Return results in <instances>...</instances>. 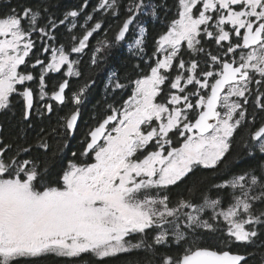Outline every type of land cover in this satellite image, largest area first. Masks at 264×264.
I'll use <instances>...</instances> for the list:
<instances>
[{
  "label": "snow or ice",
  "instance_id": "1",
  "mask_svg": "<svg viewBox=\"0 0 264 264\" xmlns=\"http://www.w3.org/2000/svg\"><path fill=\"white\" fill-rule=\"evenodd\" d=\"M89 6L90 0L74 7L64 0H0V113L20 111L15 139L7 140L0 125V264L49 255L105 264L132 252L150 256L145 264H249L250 246L264 264V0ZM107 18L119 25L92 49L91 66L105 63L103 53L117 45H126L135 63L103 69L112 102L88 129L82 150L65 161L97 83L89 76L66 93L70 78L84 76L82 61L72 57L106 31ZM61 72L49 90L48 74ZM68 102L72 110L57 116V128H41L29 142L34 118ZM53 135L60 137L56 151ZM173 136L182 140L178 147ZM233 162L248 167L207 188L194 184L171 203L169 186L194 169L215 176ZM206 238L228 248L243 244L245 251L198 246Z\"/></svg>",
  "mask_w": 264,
  "mask_h": 264
},
{
  "label": "trees",
  "instance_id": "2",
  "mask_svg": "<svg viewBox=\"0 0 264 264\" xmlns=\"http://www.w3.org/2000/svg\"><path fill=\"white\" fill-rule=\"evenodd\" d=\"M13 4L15 0H12ZM80 0H64V5L66 7H74L76 6ZM97 3V0H90V6L88 11H91L92 7H94ZM97 19L100 18V14H96ZM107 25L113 26L119 25V21L114 18H107ZM60 32L63 34L64 29L61 28ZM76 34H82V30H76ZM152 35L155 33L152 32ZM114 36L113 33L108 34V38L111 39ZM104 39V37L97 36L91 37L88 42V47L82 54H74L79 60L82 61L80 64V68L84 73L83 78H71V89L68 90V95H71V91H75L78 84L82 83V80H86L89 76L96 78L97 83L95 87L90 91L87 100L82 107V115L78 121V127L75 130L73 136L67 141L68 147L63 152V157L65 161L72 159V153H79L83 148V141L85 140L87 131L89 128L96 125V123L106 115V105L111 103V100L106 99V94L104 90V83L107 79V74L103 71L104 68L109 66L111 67H121L124 65L129 66L130 64H134L135 61H129V53L126 45H117L115 49L108 50L103 53V55L107 58L105 63H102L100 67H93L90 64V57L92 49L98 45V41ZM149 51H151V36L149 38ZM73 55V56H74ZM76 58V59H77ZM63 79V73L52 74L48 77V86L49 90L52 88V84L58 80ZM119 96V94H118ZM127 93L124 94V98H126ZM72 110L71 102L66 103L63 106L56 107L55 111L51 114H47L45 117H35L34 118V127L28 132V140L31 142L33 138L39 133L41 128H45L49 133L52 132V129L57 128V116H64L68 112ZM15 115L12 112L8 113H0V125H3V135L7 138V140L15 139L16 127L18 121L20 120V111L19 108L14 109ZM254 131V128L252 129ZM177 137L173 136V140H176ZM237 140H239V134L237 135ZM60 141V137L58 135H53L52 139L49 143L52 146V150H57V144ZM235 155V150L233 153L229 154L224 163H228L233 160V156ZM79 159V157H77ZM248 167V163H231L229 169L224 168V164L222 163L215 171L216 175L210 169H204L202 167H198L194 169L192 173H190L182 183H179L175 186H169L167 189V194L171 198V203L175 204L181 196L187 197L188 191L194 184H201L202 187L207 188L213 183H219L223 179L230 178L231 175L239 173L244 168ZM213 196L217 195L216 192L212 193ZM227 201H225V205ZM138 237H133L136 239ZM264 239V237H262ZM259 243V241L257 242ZM198 246L201 247H216V250H230L232 252H244L245 246L243 244H232L230 248L224 247L218 240L205 239ZM164 251V249H161ZM177 249H171V252H175ZM248 252L255 253V258L249 261V264H258L259 257L261 255L260 250L257 247L250 246L247 248ZM150 256H146L143 252H132L129 254H121L116 258H111L105 261V264H145V261L149 259ZM83 261H89L90 264H95L94 260H91L89 256H84ZM21 264H26L25 261H21ZM27 264H82L80 259H65L59 258L52 255L46 256L42 259L29 261Z\"/></svg>",
  "mask_w": 264,
  "mask_h": 264
},
{
  "label": "flooded vegetation",
  "instance_id": "3",
  "mask_svg": "<svg viewBox=\"0 0 264 264\" xmlns=\"http://www.w3.org/2000/svg\"><path fill=\"white\" fill-rule=\"evenodd\" d=\"M3 2H4V3H8L9 0H3ZM10 2L12 3L13 1L10 0ZM82 22H83V21H81V23H82ZM117 27H118V26H116V25H113V26L111 27V26L105 24V25H104V28H105L106 31H98V32H96V33L93 35V37H94V36H95V37H97V36L105 37V35L108 36V34H110V33H113V34H114V33H115V30H116ZM77 30H78V29H77ZM79 30H81V29H79ZM159 30H160V27H159V25L157 24V25H155V27H154V29L152 30V32L155 33L156 31H159ZM73 55H74V54H73ZM52 74H58V73H51V74H48V77H49L50 75H52ZM48 77H47V79H48ZM70 80H71V78H70ZM29 86L35 87V84H31V83H30ZM67 94H68V91H67ZM64 105H65V104H64ZM254 130H255V128H254ZM178 140H181V139L177 138L176 140H174V145H179V144H180V142H179Z\"/></svg>",
  "mask_w": 264,
  "mask_h": 264
},
{
  "label": "rangeland",
  "instance_id": "4",
  "mask_svg": "<svg viewBox=\"0 0 264 264\" xmlns=\"http://www.w3.org/2000/svg\"><path fill=\"white\" fill-rule=\"evenodd\" d=\"M73 59H76L77 57H75V55L72 57ZM78 59V58H77ZM65 70H66V68H65ZM49 74H51V73H49ZM174 141V140H173ZM180 143L182 142V140H178ZM173 146H176V147H178L179 145H174V143H173Z\"/></svg>",
  "mask_w": 264,
  "mask_h": 264
},
{
  "label": "water",
  "instance_id": "5",
  "mask_svg": "<svg viewBox=\"0 0 264 264\" xmlns=\"http://www.w3.org/2000/svg\"><path fill=\"white\" fill-rule=\"evenodd\" d=\"M68 90H66V93H67Z\"/></svg>",
  "mask_w": 264,
  "mask_h": 264
}]
</instances>
